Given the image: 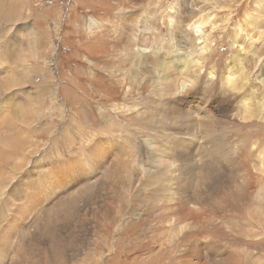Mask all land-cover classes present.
I'll return each mask as SVG.
<instances>
[{"label": "rangeland", "instance_id": "374dc122", "mask_svg": "<svg viewBox=\"0 0 264 264\" xmlns=\"http://www.w3.org/2000/svg\"><path fill=\"white\" fill-rule=\"evenodd\" d=\"M0 83V264H264V0H0Z\"/></svg>", "mask_w": 264, "mask_h": 264}, {"label": "bare ground", "instance_id": "6f19581e", "mask_svg": "<svg viewBox=\"0 0 264 264\" xmlns=\"http://www.w3.org/2000/svg\"><path fill=\"white\" fill-rule=\"evenodd\" d=\"M4 1V0H3ZM6 1V0H5ZM6 5V4H5ZM17 5V4H16ZM21 5V4H20ZM8 8V7H7ZM17 7H14L13 5H11V6H9V8H8V10H9V16L12 18V16H14L15 15V12L14 11H20V10H23L21 7L19 8V6H18V8H19V10H17L16 9ZM5 10H6V8H5ZM21 14V13H20ZM2 16V15H1ZM5 16V15H4ZM16 16V15H15ZM19 16V15H18ZM174 17V16H173ZM13 19V18H12ZM10 21H11V19H10ZM206 21V20H205ZM177 26V25H176ZM118 28V27H117ZM25 33V32H24ZM147 40V39H146ZM8 44V43H7ZM31 46V45H30ZM2 48V47H1ZM20 54V53H19ZM12 55V54H11ZM16 57H18V54H16ZM35 58V57H34ZM173 59V58H172ZM171 60V59H170ZM174 60V59H173ZM9 62V61H8ZM172 62V61H171ZM184 63H185V61H183ZM177 63H182V61H178ZM11 64V63H10ZM13 64V63H12ZM19 67V66H18ZM172 67V66H171ZM185 67H187V64L185 63ZM174 68V67H173ZM17 69V68H16ZM21 69V68H20ZM18 70H19V68H18ZM18 70H16L17 72H18ZM185 70L186 69H184L182 72H179V74L180 75H185L186 73H185ZM13 71H15V70H13ZM26 71V70H25ZM24 72V71H23ZM27 72V71H26ZM25 72V73H26ZM17 74V73H16ZM28 74V73H27ZM27 74H23V76H20V74H18L19 75V82L21 81V79H24L23 77H24V75H27ZM15 75V74H14ZM163 75H165V77H163L162 78V81H159V84L160 85H162V87H163V91L160 93V94H164L165 92H167L166 91V89L164 88V83H165V81H168L169 80V78L166 76V74H163ZM231 75V74H230ZM8 76V75H7ZM10 76V75H9ZM8 76V77H9ZM17 76V75H16ZM236 77H238V76H236ZM11 79H10V81H7L8 82V84H12V83H14L16 80H18V79H16L15 77H10ZM183 78V77H182ZM193 78V77H192ZM229 78H231L230 76H229ZM234 79V78H233ZM184 80V79H183ZM186 81V80H185ZM232 82V81H231ZM178 83V82H177ZM191 83H192V81H191ZM194 83V82H193ZM226 83V82H225ZM1 84V83H0ZM173 85V84H172ZM1 86V85H0ZM179 86V85H178ZM179 87H181V86H179ZM185 88H187V87H185ZM1 90V89H0ZM242 90V89H241ZM5 91V90H4ZM165 91V92H164ZM1 92H3V91H1ZM0 92V93H1ZM180 92V91H179ZM185 92V91H184ZM15 94V93H14ZM1 95H2V93H1ZM9 95V94H8ZM13 95V94H12ZM184 95H186V94H184ZM3 96V95H2ZM2 96H1V98H2ZM246 98V97H245ZM250 98V97H249ZM15 99V98H14ZM20 99V98H19ZM23 99V98H22ZM250 100L251 99H246L245 101H243V103H244V107H245V111H249L250 110ZM15 101H17V100H15ZM13 103V102H12ZM19 106H17V109H16V106L14 105V107H15V111H18V110H20V109H22V110H27L29 107H30V105L32 104V101L30 100V101H28L27 100V102L26 101H23V100H21V101H19L18 100V102H16ZM8 108V107H7ZM144 115V114H143ZM222 115V114H221ZM25 116H26V113L25 112H23V118H25ZM20 117V116H19ZM21 120V119H20ZM25 122H26V120H25ZM156 122V121H155ZM153 123V122H152ZM154 125H156V123H154ZM29 126V125H28ZM31 127H32V125H30ZM110 126V125H109ZM112 126V125H111ZM118 128V127H117ZM125 128V127H124ZM21 129H23V128H20L19 130H18V132L17 133H21L20 134V136H21V142L22 143H25V142H27L28 141V136H25L22 132H21ZM26 129V128H25ZM107 132H109V130L107 129ZM122 138L124 137V139H125V141H129V139L131 138L129 135H131L130 134V132H125L124 130H122ZM25 133V132H24ZM26 133H28V132H26ZM236 133V132H235ZM77 134H79V133H77ZM117 134V133H116ZM115 134V135H116ZM128 134V135H127ZM6 135H7V133H6ZM27 135V134H26ZM80 135V134H79ZM158 135V134H157ZM1 136H2V134H1ZM5 136V135H4ZM12 136V135H11ZM15 136V135H14ZM16 136H19V135H16ZM15 136V137H16ZM117 136V135H116ZM212 138L213 139V142H215L217 145H218V148L220 147V149H222V147H221V143L219 142L221 139H220V136L218 135V134H212V135H210L209 136V138ZM158 138V137H157ZM206 138V140H207V137H205ZM227 138V137H226ZM226 138H224V140H226ZM2 139V138H1ZM0 139V140H1ZM11 139V138H10ZM20 139V138H19ZM19 139H18V141H19ZM136 139V138H135ZM30 141H31V139H29ZM118 140V139H117ZM161 140V139H160ZM211 140V139H210ZM8 141V140H7ZM15 141V139L13 140V141H10V142H7L6 144L7 145H5L4 143V145H5V148L6 147H8V146H10V150L12 149V148H14L13 147V145H10L11 143H13ZM29 141V142H30ZM140 141V140H139ZM142 141H143V139H142ZM17 142V141H16ZM20 142V143H21ZM98 142V141H97ZM135 142V141H134ZM213 142L211 141V143L213 144ZM28 143V142H27ZM34 143V142H33ZM124 143V142H123ZM131 143V142H130ZM136 143V142H135ZM210 143V144H211ZM226 143V142H225ZM16 144V143H15ZM103 144V143H102ZM107 144V146L105 145V149H106V151L107 152H109V154L111 153V156L110 157H112V155L114 154V155H117V153H116V151L115 152H112L111 150H110V148L113 146V144L110 142V143H106ZM127 144V143H126ZM169 144V143H168ZM206 144V143H205ZM234 144V150L238 153V154H236V158L237 159H240L241 158V155H242V153H244L243 151H245V153L247 152L246 151V149L244 148L245 147V145L243 144L242 145V150H238L237 149V147L235 146L237 143H233ZM239 144V143H238ZM4 145H2L1 147H3ZM32 145V144H31ZM99 145V144H98ZM120 145V144H119ZM123 145V144H122ZM131 145V144H130ZM136 145V144H135ZM135 145H133V146H135ZM214 145V144H213ZM240 145V144H239ZM24 146H26V145H24ZM100 146V145H99ZM98 146V147H99ZM146 146H148V145H146ZM248 146V145H247ZM17 147V146H16ZM104 147V146H103ZM102 147V148H103ZM132 147V146H131ZM139 147H140V144H139ZM163 147V146H162ZM227 147V146H226ZM33 148H34V146H33ZM123 148H125V147H122V150H124ZM138 148V147H137ZM207 148V147H206ZM139 149V148H138ZM162 149V148H161ZM18 150H20V149H18ZM30 150V149H29ZM14 151V150H13ZM118 151V150H117ZM127 151H128V149H127ZM209 150L207 149V152H208ZM250 151V150H249ZM264 151V150H263ZM15 152V151H14ZM23 152V151H22ZM21 152V153H22ZM107 152H106V154H107ZM129 152V151H128ZM3 153H6V152H3ZM24 153V152H23ZM105 153V152H104ZM132 153V152H131ZM139 153H140V151H139ZM223 153V155H221V153H220V157L222 158H226L227 159V154L225 153V151H223L222 152ZM101 154V153H100ZM261 154V153H260ZM28 155V154H27ZM102 156V158L104 159L106 156H104L103 154H101ZM245 155V154H244ZM12 156V155H11ZM29 156V155H28ZM121 156V155H120ZM126 156V155H125ZM146 156H148V157H150V158H152L153 156H154V154L152 153V152H147L146 153ZM157 156V155H156ZM216 156V155H215ZM234 156V155H233ZM3 157V156H2ZM131 157V156H130ZM232 157V156H231ZM244 157V156H243ZM246 157H248L247 155L245 156V160L247 159ZM20 158V157H19ZM27 158V157H26ZM30 158V157H29ZM97 158H99V156H96V159ZM118 158V157H117ZM170 158V157H169ZM217 158V157H216ZM7 159V158H6ZM95 159V160H96ZM119 159H121L120 157H119ZM119 159H118V161H119ZM164 159V158H163ZM225 159V160H226ZM234 159V158H233ZM259 159H260V157H259ZM5 160V159H4ZM4 160H0V164L1 165H7V164H9L10 165V163H9V160L7 159V161H4ZM35 160V159H34ZM144 160V159H143ZM200 160V159H199ZM209 160V159H208ZM221 160V159H220ZM18 162L19 161H21L20 159L19 160H17ZM36 161V160H35ZM34 161V162H35ZM160 161H161V164H163V165H165L167 162H166V160L164 159V160H162V159H160ZM171 161V160H170ZM219 161V160H218ZM31 162V161H30ZM125 162V161H124ZM175 162V161H174ZM260 162V161H259ZM115 163H117V160H116V162ZM258 164V163H257ZM119 165V164H118ZM20 166V164H15V166L14 167H19ZM109 166V165H108ZM120 166V165H119ZM118 166V167H119ZM127 166V165H126ZM122 167H124V165H123V163H122ZM126 169V168H125ZM132 169V168H131ZM99 171V170H98ZM97 171V172H98ZM129 172L127 173V174H124V175H122V176H127L128 174L130 175V174H132V172L130 171V170H128ZM252 171V170H251ZM138 172V171H137ZM245 173H246V177H244L243 179H244V181L243 182H246V186H247V188L243 191V193L240 195L241 197H242V195L244 194V193H247L248 195H250V191H249V188H250V185H251V177H252V174H251V172H250V168L248 167L247 169H245ZM259 175L261 176V177H264V154H262V156H261V168L259 169ZM102 175V174H101ZM250 176V177H249ZM257 176V175H256ZM156 177H157V175H156ZM234 177V176H233ZM124 178V177H123ZM159 178V177H158ZM234 179H235V177H234ZM258 179H260L261 180V185H263L264 186V179L263 178H258ZM160 180V179H159ZM151 181V180H150ZM155 181V180H154ZM233 182V181H232ZM243 182L241 181H239V183H236V184H233V186L235 187V188H237V187H240V186H242L243 185ZM156 183V182H155ZM151 184V183H150ZM260 185V186H261ZM113 186V185H112ZM129 186V185H128ZM127 186V187H128ZM143 186V185H142ZM149 186V185H148ZM164 186V185H163ZM120 187V191H119V193H116V199H117V201L119 200V198L121 199L122 198V185H120L119 186ZM140 187V186H139ZM262 187V186H261ZM110 188H112V187H110ZM116 188V187H115ZM141 188V187H140ZM170 188V187H169ZM109 189V188H108ZM117 189V188H116ZM125 189H127V188H125ZM130 189V188H129ZM156 189V188H155ZM160 189V188H159ZM255 189H257V187H255ZM259 189V188H258ZM113 190V189H112ZM111 190V191H112ZM148 190H150V189H148ZM127 191H128V189H127ZM152 191H153V189H152ZM166 191V190H165ZM174 191H176V190H174ZM114 192H115V190H114ZM117 192V191H116ZM167 192V191H166ZM252 192H254V191H252ZM255 192H260L259 190H257V191H255ZM53 193V192H52ZM113 193V192H112ZM143 194V192H142V190H140V191H138L137 192V195H139L140 196V194ZM164 193V192H163ZM160 194V193H159ZM147 195V194H146ZM145 195V196H146ZM143 196V195H142ZM149 196H151V195H149ZM148 196V197H149ZM173 197V196H172ZM135 198V197H134ZM163 198V197H162ZM235 198V197H234ZM238 198V197H237ZM245 198V197H244ZM115 199V198H114ZM115 199V200H116ZM142 199H144V198H142ZM150 199V198H149ZM160 199V198H159ZM246 199V198H245ZM113 200V199H112ZM137 200V199H136ZM148 200V199H147ZM165 201H166V199H164ZM144 202H145V199L143 200ZM160 201V200H159ZM246 202V201H245ZM145 203H147V202H145ZM149 203V202H148ZM160 203H161V201H160ZM228 203L229 204H231V206L232 207H234V206H238L239 204L241 205V203L240 202H238V201H228ZM54 204V203H53ZM125 204V203H124ZM162 204V203H161ZM126 205V204H125ZM153 205V204H152ZM156 205H158V204H156ZM47 206V205H46ZM148 206V205H147ZM146 206V207H147ZM161 207V206H160ZM159 207V208H160ZM45 208V207H44ZM48 209H49V207H47ZM151 208V207H150ZM172 208H173V211L174 210H177V211H179L180 210V208H179V206H172ZM194 208V207H193ZM61 209V208H60ZM152 209V208H151ZM170 209V208H169ZM168 209V210H169ZM237 209V208H236ZM241 209V208H240ZM57 210V209H56ZM153 210V209H152ZM156 210V209H155ZM239 209H237V211H238ZM66 211V210H65ZM229 211V210H228ZM236 211V212H237ZM110 212V211H109ZM175 213V212H174ZM194 213V212H193ZM85 215V214H84ZM179 215V214H178ZM160 216V215H159ZM183 216V215H182ZM192 216V215H191ZM194 216V215H193ZM67 217V216H66ZM196 217V216H195ZM194 217V218H195ZM248 217V216H247ZM37 218V217H36ZM161 218V217H160ZM179 218V217H178ZM188 219V218H187ZM196 219V218H195ZM182 220H183V218H182ZM197 220H198V218H197ZM196 220V221H197ZM35 221V220H34ZM195 221V220H194ZM37 221H35V223H36ZM166 222V221H165ZM34 225V224H33ZM197 226H199V224H196ZM184 226L186 227V225L184 224ZM196 226V227H197ZM31 227V226H30ZM30 227L29 228H27V229H30ZM33 227V226H32ZM183 228V227H182ZM195 228V227H194ZM200 227H198V230L196 231V233H195V237H197V235H199L200 233H201V230L199 229ZM186 230V229H185ZM189 230V229H188ZM184 232V231H183ZM198 232V233H197ZM193 233H194V231H193ZM165 235V234H164ZM50 236L51 237H55V239H57L58 237L57 236H55V232H50ZM185 236V235H184ZM199 239V238H198ZM63 243H60V242H58L57 244H56V246L54 247L55 249H57L56 251V253H58L59 251H61V245H62ZM212 251V250H211ZM95 264H98V263H95Z\"/></svg>", "mask_w": 264, "mask_h": 264}, {"label": "crops", "instance_id": "0c3cea01", "mask_svg": "<svg viewBox=\"0 0 264 264\" xmlns=\"http://www.w3.org/2000/svg\"><path fill=\"white\" fill-rule=\"evenodd\" d=\"M198 262H199V261H196L195 264H202L201 262H199V263H198ZM204 263H205V262H203V264H204Z\"/></svg>", "mask_w": 264, "mask_h": 264}]
</instances>
